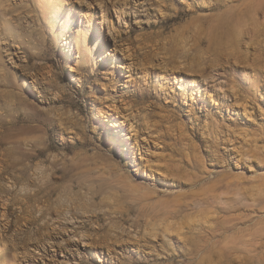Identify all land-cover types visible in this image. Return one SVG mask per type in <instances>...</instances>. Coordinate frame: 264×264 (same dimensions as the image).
I'll return each mask as SVG.
<instances>
[{"label": "rangeland", "instance_id": "rangeland-1", "mask_svg": "<svg viewBox=\"0 0 264 264\" xmlns=\"http://www.w3.org/2000/svg\"><path fill=\"white\" fill-rule=\"evenodd\" d=\"M97 1L0 5V264H264V0Z\"/></svg>", "mask_w": 264, "mask_h": 264}, {"label": "bare ground", "instance_id": "bare-ground-1", "mask_svg": "<svg viewBox=\"0 0 264 264\" xmlns=\"http://www.w3.org/2000/svg\"><path fill=\"white\" fill-rule=\"evenodd\" d=\"M5 0H0V5ZM95 3H97V7L102 12V23L100 21H97V18L99 16V11H93L90 10L88 13L85 14V22H83L80 26V28L77 30L75 36H74V48H77L79 52V62L78 64H89L92 63L93 65H96L97 60L103 56V52L105 50L103 45V38H104V31H103V24L106 20V11L108 10L103 3L98 2L97 0H94ZM37 7L39 9V12L41 15L44 16V18L48 21H55L56 19H61L63 21V25L61 27L62 32L65 31L71 20L75 17V7L71 9V11L64 12V6L66 3V0H35ZM116 9V14H120L121 10ZM64 12V13H63ZM119 12V13H118ZM5 13L0 9V20L3 18L5 19ZM120 17V15H117ZM118 17V19H119ZM43 18V17H42ZM100 19V18H99ZM44 20V19H43ZM95 22L98 23L101 27L94 28ZM49 24V23H48ZM5 27L10 26L8 24V21H5L4 23ZM3 26V28H4ZM98 26V25H97ZM11 27V26H10ZM49 29V28H48ZM99 29H101L99 31ZM62 34V33H61ZM57 36V35H56ZM62 36V35H61ZM59 39V38H58ZM35 57V55L28 54L27 57L24 59L26 63L29 64V62ZM36 58V57H35Z\"/></svg>", "mask_w": 264, "mask_h": 264}]
</instances>
